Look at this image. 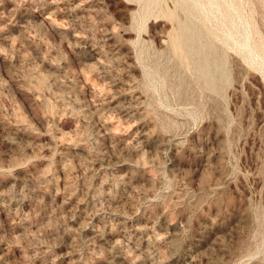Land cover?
Segmentation results:
<instances>
[{"label": "rangeland", "instance_id": "obj_1", "mask_svg": "<svg viewBox=\"0 0 264 264\" xmlns=\"http://www.w3.org/2000/svg\"><path fill=\"white\" fill-rule=\"evenodd\" d=\"M0 264H264V0H0Z\"/></svg>", "mask_w": 264, "mask_h": 264}, {"label": "bare ground", "instance_id": "obj_2", "mask_svg": "<svg viewBox=\"0 0 264 264\" xmlns=\"http://www.w3.org/2000/svg\"><path fill=\"white\" fill-rule=\"evenodd\" d=\"M191 27H193V26H191ZM171 43L173 46V50L176 53L175 55H182L183 54L185 56L187 53V54H189V56H191V54H194L195 52H200L203 49V47L200 46V43H199V34H194L192 32V30L190 29V27L187 25V23H184V22H181L179 24L178 32L176 33L175 36L172 37ZM221 54L223 55V53H221ZM220 57H217V59L215 60L216 65H218V66L222 64V62H221L222 60ZM198 68H199V73L201 75L205 76L208 83H210V85L213 86L214 80H213L211 73L209 72L210 66H209V62L206 58H200V60L198 62ZM227 69H229V68H227Z\"/></svg>", "mask_w": 264, "mask_h": 264}]
</instances>
